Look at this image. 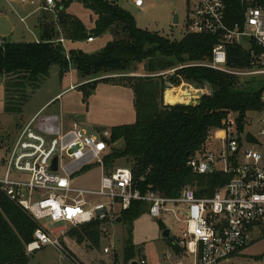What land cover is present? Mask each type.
Here are the masks:
<instances>
[{
  "label": "trees",
  "instance_id": "1",
  "mask_svg": "<svg viewBox=\"0 0 264 264\" xmlns=\"http://www.w3.org/2000/svg\"><path fill=\"white\" fill-rule=\"evenodd\" d=\"M82 2L97 16L95 27L88 31L80 19L66 13L70 3L66 1V7H60L58 17L65 38L85 42L91 37L98 38L112 32L113 40L94 54L83 50L67 52L58 42L60 35L56 28L46 25L41 27V41L38 43L4 42L0 47V80L4 77L15 79L6 85V110L21 111L28 100L25 90L28 87L38 89L40 83L49 77L52 66H59L63 77L73 65L82 80L92 81L83 84V87L90 88L88 94L96 90L97 83L111 81V78H102L104 75H119L122 83L134 91L136 120L133 124L110 130V144L123 141L125 149L108 154L105 168L111 170L117 159L126 157L131 159L133 182L142 191L152 188L170 198L178 197L184 188L189 187L198 196L213 195L216 188L229 178L220 173L198 175L187 163L207 143L214 130L223 128L230 112L243 122L263 109L264 81L255 78L250 86L241 85L237 77L206 67L212 61L213 48L219 43L217 36L195 34L187 25L184 37L172 41L140 29L134 16L115 2ZM226 3L228 22L240 21L243 17L240 0H226ZM227 58L230 68L251 67L250 52L241 46H229ZM140 64H145V76H132ZM172 70L174 72L169 74ZM184 82L204 89L200 104L164 105L166 89L179 87ZM11 90L21 92L23 97L15 101L10 96ZM171 91L166 92L165 100ZM145 213H148V207L142 202H133L121 213V221L127 225L125 264L135 261L137 249L133 241V223ZM104 223L85 224L73 229L69 236L76 238L79 244L88 241L98 246ZM160 227L163 231L166 229L162 224ZM37 228L33 218L0 190V264H29L27 246L34 241Z\"/></svg>",
  "mask_w": 264,
  "mask_h": 264
},
{
  "label": "built area",
  "instance_id": "2",
  "mask_svg": "<svg viewBox=\"0 0 264 264\" xmlns=\"http://www.w3.org/2000/svg\"><path fill=\"white\" fill-rule=\"evenodd\" d=\"M188 1L192 3L193 14L188 20L190 31L219 37L212 61L206 67L240 81L245 77L264 81V1L240 0L243 17L235 23L228 22L226 0ZM131 2L136 8L144 5L143 0ZM30 3L34 4L32 0ZM38 9L54 13L58 11L56 0H44ZM94 40L91 37L87 42ZM58 42L63 45L65 39L60 37ZM233 45L250 52V68L228 66L227 49ZM261 102L263 109L251 115H259L255 132L246 130L247 125L252 126L250 118L239 122L237 115L230 112L223 128L214 130L207 143L188 161L193 173L205 176L220 173L229 178L211 196H198L189 187L178 197L170 198L152 188L142 191L134 184L130 168L105 171L110 131L88 135L75 124L72 130L51 137L30 121L10 147L0 172V190L38 225L27 251L33 253L52 245L63 255H69L61 244L67 235L66 228L48 232L38 224L39 220L78 228L113 220L133 202H142L152 218L159 219L163 212H171L177 222L185 225L179 230V237L173 236V244L182 256L192 257L194 264H219L240 254L264 237V91ZM249 134L257 143L248 141ZM55 159L57 169L53 170ZM93 166L102 170L98 186H79L78 174ZM99 199L107 201L95 202ZM167 203L177 206L178 211H169ZM108 252L106 248L105 253ZM138 264L148 262L143 258Z\"/></svg>",
  "mask_w": 264,
  "mask_h": 264
},
{
  "label": "rangeland",
  "instance_id": "3",
  "mask_svg": "<svg viewBox=\"0 0 264 264\" xmlns=\"http://www.w3.org/2000/svg\"><path fill=\"white\" fill-rule=\"evenodd\" d=\"M27 1L23 3L19 0H0V17H7L14 26L13 32L7 37L0 34V47L6 41H34L35 36L29 32L27 27H38L41 31V27L52 25L60 37L65 38L66 34L58 24V17L60 7H66V1L71 4L69 3L65 12L80 19L86 27H94L97 19V16L83 4L82 0H56L58 11L54 13H47L38 9L43 4V0H32L34 4L30 3L31 0ZM109 1L115 2L122 9L131 13L140 29L159 34L172 41H179L184 37L188 31V20L193 17L192 10H190L192 3H189L188 0H143L142 8H136L131 0ZM106 35L95 38L94 43L85 41L76 44L77 48L82 49L87 54L97 53L114 38L112 32H108ZM145 74V64H140L132 76L141 77ZM102 78H111V81L97 83L96 90L88 94L90 88L83 87V84L92 81L82 80L73 65L69 66L63 77L60 75V67L52 66L49 77L40 83L38 89L33 90L28 87L25 90L24 93L28 100L22 106V110L10 112L6 110V85L15 79L4 77L0 80V172H3L10 147L16 141L20 131L32 120L33 126L47 136L64 134L72 130L75 124L79 125L88 135H91L96 131L106 130L109 132L113 127L135 123L133 89L122 83L119 75H104ZM252 79L255 78L245 77L241 81V85L250 86ZM72 85L75 87L69 89ZM169 89H180L186 92L188 100L169 104L172 103L171 96L174 92L171 91L167 103L165 93ZM203 90L196 84L187 82L182 83L179 87L169 86L164 93L163 103L164 105H195L198 95ZM20 93L11 90L10 96L18 101L19 98L23 97ZM180 95L181 92L179 97H181ZM258 117L259 115L256 114L249 117L253 123L252 126L247 125L246 130L255 132L254 127ZM124 149L123 141L110 144L108 154ZM130 160L126 157L117 159L111 170L123 167L130 168ZM111 170L105 168V171ZM101 174L100 167H90L78 174L76 183L81 187H97ZM106 201L99 199L95 202ZM165 207L169 211L171 209L178 211L177 206L171 203H167ZM120 217L121 214L102 225V234L98 246H93L88 241H84L82 244L77 243L76 238L69 236L71 231L76 228H71L67 223L39 220L38 224L48 232L59 227L66 228L67 235L65 239L61 240V244L67 249L69 255L65 256L57 247L47 245L33 253L27 251L29 264H125L123 253L127 238V225L122 221L121 223L116 222ZM161 224L171 229L174 237H179V230L185 226L177 222L171 212H163L159 219L152 218L149 213L143 214L140 219L138 218L133 223V240L137 249L135 261L140 262L141 259L146 258L148 264H173L171 256L176 255V248L163 239ZM106 248L109 249L108 253H105ZM184 261L185 264H194L192 257H186ZM219 264H264V237L253 242L230 260L222 261Z\"/></svg>",
  "mask_w": 264,
  "mask_h": 264
},
{
  "label": "crops",
  "instance_id": "4",
  "mask_svg": "<svg viewBox=\"0 0 264 264\" xmlns=\"http://www.w3.org/2000/svg\"><path fill=\"white\" fill-rule=\"evenodd\" d=\"M7 1H9V0H7ZM43 2H44V0H43ZM7 18V17H6ZM8 19V18H7ZM9 20V19H8ZM9 22L11 23V25H12V31H11V33L13 32V30H14V26H13V23L9 20ZM86 26V25H85ZM94 27H95V25H94ZM94 27H92V28H88V27H86L87 28V30L88 31H91V30H93L94 29ZM27 29L29 30V32H31V33H33V35L35 36V40L34 41H32V42H40L41 41V31H40V29L38 28V27H27ZM10 33V34H11ZM36 34V35H35ZM106 34H104L103 36H105ZM107 36V35H106ZM7 37V36H6ZM65 39V42H64V44H63V47L65 48V50L68 52V51H70V50H82V49H80V48H77L78 46L76 45V44H79V43H83V42H72V41H70V40H67L66 38H64ZM7 42V41H6ZM95 42V40L93 41V42H91V43H94ZM17 43H20V42H17ZM90 43V42H89ZM71 87H75V85H72V86H70V88L69 89H73V88H71ZM170 90V89H169ZM175 90H178V91H180L181 92V97H179V98H177V99H175L174 100V102L173 103H169V104H175V103H177V102H186L187 100H188V94L186 93V92H184V91H182V90H180V89H173L172 90V92L173 91H175ZM168 91V90H167ZM166 91V92H167ZM171 92V93H172ZM180 92H178V93H176V95L178 96V94H180ZM175 95V96H176ZM165 96H166V93H165ZM168 99V98H167ZM166 102H167V100H165ZM136 114V113H135ZM140 219V218H139ZM138 220V219H137ZM62 228H64V227H59V228H56L55 230H59V229H62ZM134 241V240H133ZM135 244V243H134ZM135 246H136V244H135ZM244 251V250H243ZM175 252H176V255L175 256H171V258H172V262H173V264H185V261H184V258L186 259V257L185 256H182L181 255V253L180 252H178L176 249H175ZM146 259V258H145Z\"/></svg>",
  "mask_w": 264,
  "mask_h": 264
},
{
  "label": "water",
  "instance_id": "5",
  "mask_svg": "<svg viewBox=\"0 0 264 264\" xmlns=\"http://www.w3.org/2000/svg\"><path fill=\"white\" fill-rule=\"evenodd\" d=\"M176 21H177V19H176ZM11 31H12V25L9 22V20L6 17H0V34L2 36L6 37L7 35H9L11 33ZM201 95H202V93L199 94V98H198L197 102L195 101V104H200ZM247 139L249 142L257 143L256 139H254L251 134H249L247 136ZM52 168H53V170L57 169V159L54 160ZM116 222L121 223V218H118L116 220ZM162 237L168 243H173L174 237H173L171 229L166 228L164 231H162ZM132 264H138V262L134 261V262H132Z\"/></svg>",
  "mask_w": 264,
  "mask_h": 264
},
{
  "label": "bare ground",
  "instance_id": "6",
  "mask_svg": "<svg viewBox=\"0 0 264 264\" xmlns=\"http://www.w3.org/2000/svg\"><path fill=\"white\" fill-rule=\"evenodd\" d=\"M180 91L178 90H175L173 93H172V96H171V102L173 103L175 99L179 98V94L178 96L176 95V93H178ZM176 95V96H175ZM175 98V99H174Z\"/></svg>",
  "mask_w": 264,
  "mask_h": 264
}]
</instances>
